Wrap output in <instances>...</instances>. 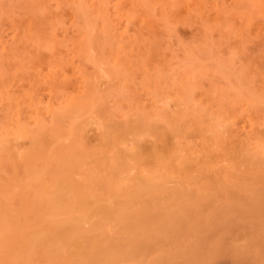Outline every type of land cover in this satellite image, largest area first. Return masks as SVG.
Instances as JSON below:
<instances>
[{
    "label": "bare ground",
    "instance_id": "bare-ground-1",
    "mask_svg": "<svg viewBox=\"0 0 264 264\" xmlns=\"http://www.w3.org/2000/svg\"><path fill=\"white\" fill-rule=\"evenodd\" d=\"M237 1L243 8L246 0ZM248 1L264 20V0ZM183 2L188 6L187 15L194 10L196 15H191L206 17L207 14H202L207 2L209 5L206 0H130L127 3L123 0H0V25L5 21L3 25L14 31L8 45L7 40L3 39L4 34L7 36L6 32L3 34L0 30V205L4 206L1 212L4 225H0V229H3L0 230V264H209L218 250L216 246L227 247L236 238L247 234L244 228L249 223L251 226L254 222H264L262 201V204L257 202L254 207L249 200L250 196H260V190L256 191L257 194L252 192L254 195L250 191L252 195L248 199L244 197L250 193L245 192L248 190L243 183L245 180L239 182L241 172L239 180L236 179L239 177L234 176L238 183L230 175L236 172L233 175L237 176L239 172L233 171L236 168L233 162L235 157L228 152V144L225 143L227 138L230 140L234 137L238 139L240 145L236 143L239 147L242 146L241 151H244L243 147L253 145V155L257 159L264 157V133L257 134L255 130L259 123L254 119V112H248L251 106L254 110L257 104H264V84L253 98L249 96L250 93L244 97L240 92L244 90L233 86L237 91L232 89V92L220 95V100L213 103L211 99L204 98L205 94L197 92L196 74H191V77L185 76L176 84L180 87H176V92L172 94L169 91L172 100L166 99L169 98L166 95V98L158 97L160 80L157 82L155 79H160V72L168 59L162 57L157 47L160 28L153 25L154 11L151 10L161 7L164 13L163 25L168 27L171 22H179L180 17L186 14L179 9ZM221 11H216L211 20L208 15L203 18L204 21L212 22L210 29H214L212 32L219 39L217 45L232 41L225 46L229 58L233 60L242 47L244 29L240 27L244 25L235 30L237 25L233 27L234 23L226 24L228 28L225 27L222 20L227 14L223 16ZM123 17H126L128 23L134 24L132 29L124 24V29L121 27L122 30H119ZM230 31H234L232 40L229 39ZM102 44L111 46L106 56L110 69L106 71H103L99 62L104 52ZM226 48H223L224 51ZM102 76L105 79L101 80ZM103 84L105 89L108 86L106 92L99 89ZM138 85L139 89L146 92L140 93L142 96L138 94ZM126 90L129 94L125 98L130 102L125 101L128 110L119 113V116L124 117V122H128L125 134L122 133L121 146L132 150L135 156L132 155L133 159H136L132 162L137 164L135 166L130 163L129 159L126 162L129 161L130 165H126L128 170L136 167L135 170L143 174L142 183H138L140 178L132 180L134 175L137 176L134 169L130 177L127 168L116 167L120 165L118 157L121 156L116 157L119 163L115 164L111 161L114 154L110 155L112 159L109 163L104 161L106 166L111 163V168H105L107 171L103 169V161L94 162V158L91 161L88 159L87 163H79V159L75 165H65L62 160L65 165L63 168L59 161L61 159L58 157V160L56 155L55 158L63 168L62 171L57 168L60 173H55L56 178L52 177L51 171L56 161L48 166L52 173H44L45 165L50 160L46 154L51 153V148L42 157H39L37 149V152L22 149L25 139L36 135L39 137L45 133L42 130L49 132L48 126L52 127L50 130H55L68 125L67 129H63L68 132L65 133L67 138L65 134L62 135L67 142L69 139L75 141L74 138L81 135L79 133L83 134L80 131L86 129L89 120L93 119L90 122L96 130V138L93 137L98 142V152L107 154L112 148L109 144L114 141L110 140L115 137H112L113 131L109 130L111 126L108 127L105 122L106 112L102 110L105 106L102 108L101 104H106L103 102L106 97L112 98L116 94L114 98L117 99L115 92L124 93ZM169 93L167 95L171 97ZM170 100L174 109L168 110L166 107H169ZM190 101L195 103V107H191ZM239 102H243V105L246 102V110ZM117 103L118 100H114L111 105ZM238 104L243 109L239 110ZM244 112L250 114L247 116L249 118ZM141 118L143 123L145 119L146 122L149 120V127L143 125L146 126L145 130L140 129L142 122L138 121ZM156 122H159L158 126ZM154 123L159 127L158 130ZM82 125L83 128H80ZM180 127L186 129V132L193 128L197 130L196 136L201 139L199 149L193 148L191 144L189 146V143L184 142L185 139L177 138L180 136ZM63 130L60 132L63 133ZM47 134L49 136L51 132ZM241 135H245V138H236ZM81 136L76 139L82 141L80 138L85 135ZM107 137L110 139H107L110 142L107 144L109 148L105 147ZM120 137L115 140L119 141ZM116 141L111 146H118L120 141ZM38 143L43 144L42 141ZM246 148V151L250 149ZM64 154L62 158L66 156ZM106 154V157H110ZM91 162L92 166L88 167ZM250 172L247 173L249 177L245 173L242 175L245 178L253 175L254 182L257 175H260ZM262 176L260 178H264ZM128 179L136 180V183H130V186L125 184ZM167 181L175 184L173 189L168 188ZM232 189L236 191L230 192ZM241 195L248 200L247 209L242 205L245 201ZM10 199L19 204V211L7 205ZM259 205L263 211L259 212L262 215L257 216L253 210L261 209ZM183 210L185 214H182ZM160 213L161 217L158 216ZM204 222L208 232L200 237L202 231L199 226ZM225 229L233 236H230L232 240L229 242L226 234L229 243L223 241L225 237L221 231L225 232ZM261 232L248 233L253 239L247 244L235 245V248L231 246L234 251L232 255L237 258L250 253V250L259 254L263 252L264 235L262 233L261 237ZM190 239H194L191 244ZM256 259L260 261V257Z\"/></svg>",
    "mask_w": 264,
    "mask_h": 264
},
{
    "label": "rangeland",
    "instance_id": "rangeland-1",
    "mask_svg": "<svg viewBox=\"0 0 264 264\" xmlns=\"http://www.w3.org/2000/svg\"><path fill=\"white\" fill-rule=\"evenodd\" d=\"M24 1V0H23ZM125 3H127V1H130V0H123ZM207 1H209V5H208V2ZM251 0H249L248 2H250ZM206 2H207V4L206 5H208V6H210V7H208V6H206L205 5V10H203V12L204 13H202L203 15H208V17H209V19L210 18H212L213 17V15H215V12L216 11H221V13H223V16L224 15H226L225 16V18H223L224 20H222V22H225V27L227 26V25H232L233 23V27L235 26V25H237V27L235 26L234 27V30H235V28H238V27H240L241 25H244V26H241L240 28H242V30H243V36H242V38H243V41H242V43H241V45H242V47L239 49V52L237 53V56H236V58L235 59H233V60H231L229 57V55L227 54V48H226V46H225V44L226 45H228L229 43H232V41L231 42H229L228 41V39L226 40V41H228L229 43H222V45H217V44H219L218 43V40L219 39H217V35H215L216 33L215 32H212L214 29H210L211 28V21L210 22H207L206 20L204 21V18L203 17H205V16H203V17H198V16H194V15H196V13L194 12V10H191V11H193V13H195L194 15H191V14H193V13H191V14H188L187 15V13L188 12H186V7H188L184 2V4H181L182 6H183V9H185V10H183L182 9V6L181 7H179V9L183 12V11H185V12H183V13H186L185 15H187V16H185L183 13H181V14H183L184 15V17H186L185 18V20H184V17H183V15H182V17H180V19H181V21H180V19H179V22H176V23H170L169 24V26L167 27V26H164L163 24H164V18H162V16L164 17V13L163 12H161V11H163V9L161 8V7H155L156 8V10H151L152 12L154 11L155 12V14H154V12H153V21H152V23H153V25L154 26H156L157 28H160L159 29V32H160V36H159V39H158V49H159V52L161 51V55H162V57L163 58H166V59H168V61L170 62L169 64H168V61L166 60V59H164L165 61H167L166 62V65H165V67L163 68V71H161L160 73H162V75H161V77H160V79L159 78H156L155 80L158 82V80H160L158 83H159V88L160 89H158V97H160V98H162L163 96L165 97V95H166V97H169V98H166V99H171L172 100V95L170 94L171 92H172V94L174 93V92H176V90L178 89V88H180V87H177V86H179V85H176V84H178L179 83V81L182 79V78H184L185 76H189L190 75V77L193 75H195V78H197L196 80H195V82L196 83H198V84H196V89H197V92L199 93V92H202L203 94H205L204 95V98H206L207 100L208 99H211L212 101H213V103H214V101L215 102H217L218 100H220V95L222 96V94L223 95H226V94H224V93H229V92H232L231 90L232 89H234V90H236V88H233V86H239V87H237V89L238 90H244V92H246V93H244L243 91H240V92H242L243 94H244V97H245V94H249L250 93V97L251 98H253V96L255 95V94H257L256 92H257V90H258V88L259 87H261V85L262 84H264V20L262 19L263 17L259 14V12L257 11V9H256V7H254L252 4H251V2H250V4L249 3H247V0H246V3H244L243 4V8H242V4H241V6L240 5H238V1L236 0L235 2L232 0H206ZM205 2V3H206ZM214 2V3H213ZM252 2H253V0H252ZM229 3V4H228ZM233 3V4H232ZM204 4V3H203ZM214 4H216L217 6L215 7V5ZM232 5V6H231ZM238 5V6H237ZM185 6V7H184ZM192 6V5H191ZM191 6H189V7H191ZM204 6V5H203ZM214 6V7H213ZM222 6V7H221ZM153 6H151L150 8H152ZM207 7V8H206ZM213 9H212V8ZM236 7H238V8H236ZM241 7V8H240ZM160 8H161V10H160ZM204 8V7H203ZM202 8V9H203ZM217 8H218V10H217ZM206 9H207V13H206ZM211 11H210V10ZM216 9V10H215ZM228 11H227V10ZM244 9V10H243ZM158 10V11H157ZM209 10V11H208ZM214 10V12H212ZM190 11V12H191ZM226 11V12H225ZM244 11V12H243ZM210 13V14H209ZM158 14V15H157ZM198 14V13H197ZM240 14V15H239ZM243 14V15H242ZM154 15H155V17H154ZM207 15H206V17H207ZM156 16H158V17H156ZM200 16V15H199ZM222 16V15H221ZM261 16V17H260ZM205 17V18H206ZM154 18L156 19V20H154ZM159 18V19H158ZM226 19V20H225ZM241 19V20H240ZM211 20V19H210ZM157 22V24H156V22ZM123 22V23H122ZM122 22H121V24H122V26H120V28H119V30H122V28L124 27V24L125 25H127V27L129 28V29H132V26L134 27V24H132V23H128V20L126 19V17H123V19H122ZM205 23V24H204ZM207 23V24H206ZM239 23V24H238ZM5 25V21L0 25V30H2V32H3V34H4V32H6V35L7 36H5V34L3 35V39H4V41H6L7 40V44L9 45L11 42V37L10 36H12V34H13V32L14 31H10V29L8 28V27H6V26H4ZM227 24V25H226ZM162 25V26H161ZM175 27H174V26ZM208 26V27H207ZM3 27H4V29H3ZM122 27V28H121ZM244 27V28H243ZM7 28L9 29V30H7ZM72 28V27H71ZM174 28V29H173ZM227 28H228V26H227ZM227 28H225V29H227ZM124 29V28H123ZM164 29V30H163ZM4 30V31H3ZM6 30V31H5ZM163 30V31H162ZM169 30V31H168ZM207 30V31H206ZM76 32V31H75ZM132 32V30H130V33ZM209 32V33H208ZM234 31H230V40H232L234 37H232L233 36V33ZM11 33V34H10ZM208 33V34H207ZM211 34V35H210ZM214 37H213V36ZM10 37V38H9ZM212 37V38H211ZM216 40H217V42H216ZM96 43H97V41H96ZM99 43V42H98ZM97 43V45H99ZM221 44V43H220ZM225 46V47H224ZM98 47V46H97ZM101 47H103L102 49H104V52H103V55H102V57L100 58L101 59V61L99 60V62H100V65L102 66V68H103V71L105 70H109L110 68H108L109 66H108V64H107V62H106V56H107V54H108V52H109V50H110V47L111 46H109L108 44H102V46ZM100 46H99V48H101ZM218 47V48H217ZM99 48H96L97 50L99 49ZM223 48H226L225 50L226 51H224V49ZM243 49V50H242ZM191 50V51H190ZM218 50V51H217ZM190 54H189V53ZM223 52H225V53H223ZM186 53V54H185ZM188 53V54H187ZM103 60H105V62H106V64H104L105 62L103 61ZM233 62V63H231V62ZM103 62V63H102ZM221 62V63H220ZM168 64V65H167ZM6 65V64H5ZM104 66V67H103ZM105 66H106V68H105ZM108 68V69H107ZM92 71V70H91ZM192 74V75H191ZM158 75V74H157ZM198 75V76H197ZM197 76V77H196ZM103 77V76H102ZM158 77H159V75H158ZM103 79H105L104 77L103 78H101V80H103ZM136 80V79H135ZM138 80V79H137ZM135 83H138V82H135ZM104 85L105 84H103V85H101L100 87H99V89L100 90H102L103 92H106L107 91V85H106V89L104 88ZM136 85L137 84H135V87H136ZM140 85V84H139ZM138 85V87H137V90H138V94L140 95V96H142L140 93H143L144 92V94L146 93L144 90L142 91V88L141 89H139V86ZM243 86V87H242ZM176 87H177V89H176ZM241 87V88H240ZM102 88H104V89H102ZM168 88H169V90H168ZM231 88V89H230ZM242 88H244V89H242ZM166 90H168V93H169V91H171L170 93H169V95H171V97L170 96H168L167 94H166ZM233 90V92L234 93H236L235 91ZM142 91V92H141ZM237 91V90H236ZM119 92V91H118ZM118 92H115V93H117V99H115L114 98V96L116 95V94H114V91H113V96H111L112 98H109L108 97V99H107V97L105 98V99H103L102 101L103 102H105L106 104L104 105V103H103V105L101 104V106H102V108L104 107V109H102V110H105V115H106V124H107V126L108 127H110L111 126V129H109L108 127H105V129H109V130H111V131H113V135H112V137L114 138L115 137V139H117V138H119L120 137V135L122 136V138L121 139H119V141H120V143L118 144V146L116 145V147H114V145L113 146H111L112 145V143L114 142V141H116L115 139H112V140H110L112 137H110V136H108L110 139H108V137L106 138V142H105V147L107 148L108 147V143H110L108 140H110V141H113L112 143H111V145L109 144V147H114V150L111 148V150L113 151V153H111V150L109 149V151H107V156H112V154H114L112 157L114 158V159H112V157L110 156V157H106L105 156V154H103L102 155V153L100 154L98 151H99V148H97L96 147V145L98 144V142H96V130H95V127H92L93 126V124L90 122V121H93V119H88L89 120V122L91 123V124H89V122L87 123L88 125V127L86 128V129H83V130H81L80 132H82L83 131V134L82 133H79V134H81L82 136L83 135H85V136H83L84 138H80V139H82V141L81 140H77V139H79V137L81 136V135H78V137L76 136V138H74L75 139V141H70V139L68 140L69 142H67L66 140H65V137H64V135H62V134H65V133H67L68 134V132L65 130H63V129H65L66 127L68 128V125H65V123L67 124V122H65L64 123V125H65V128L63 127V129H53L54 130V134H53V130H50V129H52V127L51 128H49L50 126H48V128L47 129H49V132H48V130L47 131H43L42 130V132L44 133V134H40V133H38L37 132V134H40V136L39 137H41L40 138V140H39V137H38V135H36V136H34V138H29L28 140L27 139H25L24 140V146L22 147V149L24 150V148H25V151H27V149H29L28 151H36L37 152V150H38V152L37 153H39V157H42L43 155L45 156V153H47V152H49L50 151V148H51V153L49 152L48 154H46V156H47V158H48V156H49V158L48 159H50V160H48L49 161V164H46L45 165V169L43 168V170H45V174H48V175H50L52 172L54 173V175H53V173H52V177H56V175L57 174H55L56 172H57V168H58V171H62V169L63 168H65V165H71L72 163L74 164H77L78 163V160H79V163H83V161H85L84 163H87V162H89V160L91 161L93 158V160L92 161H94V162H96L97 160V162H102V164L103 165H105L104 167H103V169L105 170V168L107 167V168H109L111 165V163L110 164H108L107 166H106V164L107 163H109L108 161L110 160V158L112 159L111 161L114 163V162H116L115 164H117V162L119 163V161H120V165H117L116 167H118L119 169L120 168H124V169H126V171L128 170V167H127V165L126 164H128V165H130V163H133L134 164V162H135V160L136 159H133L135 156L133 155V152H131L132 150H128V149H125V148H122V144H121V141H122V139H123V135L125 134V129H127L125 126L128 124V122H124V117H122V116H119V113H121V112H126V110H128V107L127 106H125V104L124 103H126V102H130L129 100H128V98L126 99L125 97H128L127 95L129 94V91L127 92V90L124 92V93H126L125 94V96H124V93H123V91H120L119 93ZM122 92V93H121ZM160 93V94H159ZM162 93V94H161ZM165 93V94H164ZM239 93V92H238ZM242 93H241V95H242ZM252 93V94H251ZM120 96H119V95ZM237 94V93H236ZM240 94V93H239ZM122 95H123V97H122ZM145 96V95H144ZM143 96V97H144ZM248 96V97H249ZM121 97L122 98H125V100H123V99H121ZM142 97V98H143ZM249 97V98H250ZM121 100H120V99ZM219 98V99H218ZM111 99V100H110ZM129 99L131 100V98H130V96H129ZM248 99V98H247ZM106 100V101H105ZM108 100V101H107ZM110 100V101H109ZM115 100V102H117V100H118V103L116 104V105H111L112 104V102ZM170 100V104H169V107H166V108H168V110H169V108H171V109H174V108H172L171 107V104L173 103L172 101ZM245 100H246V98H245ZM244 100V101H245ZM120 101V102H119ZM126 101V102H125ZM172 102V103H171ZM191 102V107L193 108V107H195V103L193 102V101H190ZM122 103V104H121ZM194 103V104H193ZM243 103V102H242ZM241 102H239V104L240 105H242L243 106V108L245 109L246 108V102H245V104L243 105ZM114 104V103H113ZM238 104V109L239 110H241V109H243V108H240V107H242V106H240ZM111 105V106H110ZM117 105H121L120 107L119 106H117ZM109 106V107H108ZM125 106V107H124ZM240 106V107H239ZM256 106H259V104H257ZM254 107V110H252V106H251V108H248L247 110H248V112L250 111V113H252L253 114V112H254V114H253V116L254 117H256V118H254V117H250V118H254V119H256L255 121H258V122H256V123H259L258 125H259V129L256 127V129L257 130H255V131H257V134L258 133H264L263 132V130H264V104L263 105H261V106H259L260 107V109H259V107L257 108V107ZM121 107H123V108H121ZM127 107V108H126ZM263 107V108H262ZM114 108H117L115 111H114ZM126 108V109H125ZM177 108V107H176ZM257 108V109H256ZM170 109V110H171ZM212 109L213 110H215L214 109V106L212 107ZM111 110V111H110ZM118 110V111H117ZM120 110V111H119ZM124 110V111H123ZM164 110H166V109H164ZM246 110V109H245ZM244 110V111H245ZM263 110V111H262ZM246 112V111H245ZM244 112V114H245V116L247 117V116H250V114L247 112V114ZM259 112V113H258ZM256 113V114H255ZM103 115H104V111H103V113H102ZM249 114V115H248ZM251 114V115H252ZM113 116V117H112ZM258 116V117H257ZM103 117V116H102ZM245 117V118H246ZM247 118H249V117H247ZM261 118H263V119H261ZM143 118H141L139 121H138V123L139 122H142V124H141V126H140V124H139V126L141 127L140 129H143V130H145L146 128V126H143V125H147L148 126V121L146 122L145 120H147V119H145L144 120V123H143ZM261 121V122H260ZM104 122V123H105ZM146 122V123H145ZM151 122V121H150ZM152 122H153V120H152ZM148 123V124H147ZM263 123V124H262ZM62 124H63V122H62ZM62 124H60V127H61V125ZM105 124V125H106ZM151 124V123H150ZM157 124H159V122H156V125ZM161 122H160V125L159 126H161ZM90 125H91V127H90ZM104 125V126H105ZM110 125V126H109ZM152 125V124H151ZM153 125H155V123L153 124ZM156 125L154 126V127H156ZM257 125V124H256ZM255 125V126H256ZM257 125V126H258ZM95 126V125H94ZM143 126V127H142ZM150 126V125H149ZM148 126V127H149ZM158 126V125H157ZM163 126V125H162ZM57 127V126H56ZM147 127V128H148ZM54 128V127H53ZM59 128V127H58ZM66 128V129H67ZM80 128H83V125L80 127ZM85 128V127H84ZM94 128V129H93ZM157 128V130L159 129V127H156ZM107 129V130H108ZM179 130H180V132H181V134H180V132H179V135L180 136H178L177 138L179 139V137L180 138H183V139H185V143L187 142V143H189V146H190V144H191V146L193 147V148H198L199 149V146L201 145V139L198 137V136H196L197 135V130L196 129H191V130H189V132H186V129H184V128H182V127H180V128H178ZM60 130H63V133H61L60 132ZM85 130V131H84ZM94 130V131H93ZM108 130V131H109ZM194 130H196V132L194 131ZM262 130V131H261ZM69 131V130H68ZM110 131V132H111ZM161 131V130H160ZM162 131H163V128H162ZM254 131V132H255ZM51 132V134L48 136V134L47 133H50ZM109 132V133H110ZM55 133H58V135L57 134H55ZM122 133H123V135H122ZM170 133V132H169ZM168 133V134H169ZM256 133V132H255ZM47 134V135H46ZM56 135L54 138L52 137L53 135ZM62 135V136H60V135ZM67 134H65V136H66V138H67ZM111 134H112V132H111ZM111 134H109V135H111ZM205 134H207V135H209V132H206ZM227 134V133H226ZM46 137H45V136ZM77 135V134H76ZM93 135H94V137H93ZM43 136V137H42ZM81 136V137H82ZM226 136V135H225ZM224 136V137H225ZM57 137V138H56ZM188 137V138H187ZM240 137L241 138H245V135H241V136H236V138H239L240 139ZM50 138H51V140H50ZM53 138V139H52ZM63 138V139H62ZM176 138V139H177ZM187 138V139H186ZM226 138H227V136H226ZM232 139L234 138V137H231ZM55 139V140H54ZM59 139H61V141L59 140ZM71 139H73V138H71ZM73 139V140H74ZM108 139V140H107ZM183 139H180V140H182V142H183ZM229 138H227V140H226V144H228L227 145V147H226V149H228V152H231L232 153V156H234L235 157V159H234V166L236 167L233 171H237V176L236 175H233V174H236V172L235 173H233V174H230V175H232L233 176V179H235L234 178V176L235 177H239L238 175L239 174H243L244 175V173L247 175V177H249L248 176V172L249 171H251V172H254V173H256V174H258L259 173V175L260 176H258L257 175V177L258 178H260L262 175L264 176V157L262 158H258L257 159V157H255V155H253V153H252V149H251V147L253 146V145H250L251 147H247V148H250L249 150L247 149V151L245 150V148L243 147V149H244V151L242 150L241 151V147H239V143H238V139L237 140H235V139H233L235 142L233 143V141H232V139H230V140H228ZM33 140V141H32ZM47 140H49V141H47ZM77 140V141H76ZM85 140V141H84ZM179 140V141H180ZM38 141L39 142H41L42 141V145H43V147H42V145L41 144H39L38 143ZM45 141V142H44ZM53 141V142H52ZM56 141V144H54V142ZM62 141H64V143L62 142ZM66 141V142H65ZM108 141V142H107ZM118 140L116 141V142H119ZM229 141H230V143H229ZM28 142H29V144H28ZM36 142V143H35ZM73 142V143H72ZM78 142V143H77ZM182 142H180L181 143V145H182ZM239 144H237V143ZM34 143V144H33ZM51 143V144H50ZM97 143V144H96ZM28 144V145H27ZM52 144H54V145H52ZM114 144H116L115 142H114ZM230 144V145H229ZM31 145H34V148H33V146L31 147ZM49 145V146H48ZM51 145H52V147H51ZM60 145V146H59ZM122 145V146H121ZM184 145V144H183ZM188 145V144H187ZM29 146V147H28ZM40 146V147H39ZM47 147V148H46ZM48 147H49V149H48ZM99 147V146H98ZM108 147V148H109ZM117 147L118 148H120V149H117ZM254 147V146H253ZM252 147V148H253ZM38 148H40V149H38ZM47 150H46V149ZM56 148V149H55ZM59 148V149H58ZM61 148V149H60ZM63 148V149H62ZM33 149H35V150H33ZM37 149V150H36ZM58 149V151L60 150V152H58V151H56ZM65 149V150H64ZM42 150V151H41ZM45 152H44V151ZM54 150V151H53ZM63 150H64V152H65V154H64V156L65 157H63L62 158V155H63ZM108 150V149H107ZM125 150V151H124ZM41 151V152H40ZM127 151V152H126ZM227 151V150H226ZM253 151H255V147L253 148ZM53 152V153H52ZM115 152V153H114ZM130 152V153H129ZM41 153H42V155H41ZM56 153V154H55ZM68 155H67V154ZM109 153V154H108ZM111 153V154H110ZM132 153V154H131ZM231 153H230V155H231ZM250 153H252V154H250ZM53 154V155H52ZM80 154V155H79ZM89 154H91V156H89ZM131 154V155H130ZM229 154V153H228ZM56 155H58V156H56ZM123 155V156H122ZM126 155V156H125ZM129 155L130 156H132V159H131V157H129ZM55 156L57 157V159H58V157L61 159V160H59L60 161V165H62V167L59 165V161L55 158ZM74 156V157H73ZM100 156H102V159H101V157ZM118 156H121V157H118ZM128 156V157H127ZM252 156H254V157H252ZM66 157H68V158H66ZM71 157V158H70ZM104 157H105V159H104ZM116 157H118L119 158V161H116ZM128 158V159H126V158ZM77 158V159H76ZM86 158V159H85ZM92 158V159H91ZM108 158V159H107ZM120 158H121V160H120ZM122 158H125L124 160L122 159ZM251 158V159H250ZM256 160H255V159ZM68 159H70L69 161H68ZM75 159H76V161H75ZM89 159V160H88ZM104 159V160H103ZM130 159V160H129ZM62 160H63V162L65 163V165H64V163L62 162ZM118 160V159H117ZM126 160H129V161H131L130 163H129V161L128 162H126ZM254 160V161H253ZM260 160V161H259ZM52 161V162H51ZM56 161V162H55ZM67 161V162H66ZM87 161V162H86ZM104 161H106L107 163L105 164V162ZM132 161H134V162H132ZM53 162H55V164H54V166L52 167V169H51V167H48V166H50V165H52L53 164ZM124 163L125 162V164H121V163ZM63 163V164H62ZM67 163V164H66ZM74 164V165H75ZM92 164H93V162H91V165L89 164V165H87L88 167L89 166H92ZM137 164V163H136ZM136 164H134L135 166H136ZM110 165V166H109ZM114 165V164H113ZM112 165V166H113ZM120 166H123V167H120ZM125 166V167H124ZM133 166V165H132ZM69 167V166H68ZM138 167V166H137ZM106 168V169H107ZM111 168V167H110ZM135 168L136 167H133L132 169H134L135 170ZM48 169H51V171H49ZM55 169V171H53ZM132 169H129L128 171V174L130 173V172H132L133 170ZM138 169V168H137ZM108 170V169H107ZM107 170H105V171H107ZM133 172H135L136 173V177H135V175H134V177L132 178V180H134V179H136V178H140V182H138V183H142L141 181H142V179H143V174L141 175V173H140V171L138 172L137 170H135V171H133ZM132 172V174H134ZM241 172V173H240ZM250 172V173H251ZM57 173H60V172H57ZM140 173V174H139ZM250 173H249V175H250ZM44 174V175H45ZM131 174V173H130ZM130 175V177L131 176H133V175ZM140 176H139V175ZM240 175V176H242L243 177V179H242V177H241V179H240V177L239 178H236L237 180H239L240 179V181L239 182H241V180L243 181V180H245L243 183L244 184H246L245 186H247V189L248 190H244L245 192H249L250 193V191H251V193L252 192H255L256 193V191H258L259 192V190H260V196H257V195H255V196H250V195H254V193H250V194H246V195H248V196H245L244 195V197H246V199H248L249 198V196H250V199L249 200H251L250 202H251V204H252V206H254L255 207V204H257V202H260L261 203V201H262V203H263V205H264V184H262V183H264V178H260V179H258V178H256L259 182L257 183V181L255 182V180H254V182L252 181L253 180V178H252V176L253 175H251L250 176V178H245L243 175ZM253 174V173H252ZM262 174V175H261ZM48 175H45L47 178H48ZM255 175V174H254ZM74 175H72V177H73ZM129 176V175H128ZM232 176H230V178L232 177ZM262 176V177H263ZM77 176H75V178H76ZM256 177V176H255ZM57 178V177H56ZM59 178V177H58ZM60 178H62V177H60ZM245 178V179H244ZM77 179V178H76ZM234 180L235 182L237 181V180ZM263 180V182L261 183L260 182V180ZM129 180V179H128ZM132 180H129V181H125L126 183L125 184H129V186H130V183L132 184V183H136V180L135 181H132ZM170 180H173V179H170ZM64 181V180H63ZM129 182V183H128ZM62 183V182H61ZM237 183H238V181H237ZM252 183V184H251ZM62 184H65L64 182L62 183ZM167 184H169L168 185V188L170 187V188H172L173 189V185H175L172 181L171 182H169V181H167ZM240 184V183H239ZM242 184V183H241ZM240 184V185H241ZM262 184V185H261ZM167 186V185H166ZM190 187H192V185H189ZM248 186H250V188H248ZM244 187V186H243ZM169 188V189H170ZM246 189V188H245ZM257 189V190H256ZM171 190V189H170ZM253 190H255V191H253ZM235 192L236 190L235 189H232L230 192ZM232 192V193H233ZM231 194V193H230ZM236 194V193H235ZM235 194H233V195H235ZM242 194V193H241ZM243 194H245V193H243ZM257 194V193H256ZM232 195V196H233ZM259 195V194H258ZM242 196V195H241ZM233 197H236V196H233ZM243 197V196H242ZM242 197H240V199L242 198ZM244 197H243V199H244ZM146 198V197H145ZM246 199H244V204H242L243 206H244V209H247V205L249 204L247 201H246ZM241 201L243 202V200L241 199ZM260 203H258V204H260ZM261 203V204H262ZM260 204V205H261ZM7 205H11V206H13L14 207V209L15 210H17V211H19V209H20V207H19V204L18 203H15V202H13V200L12 199H10L9 201H8V203H7ZM241 205V206H242ZM259 205V207L261 208V206ZM258 207V206H257ZM3 208H4V206H1L0 205V225H4V221H2V217H3V213H1L2 212V210H3ZM258 209V211L257 210H253V212L255 211V213H256V215L258 216V214H259V216L260 215H262L261 213H259L260 211H263V209L261 208V209H259V208H257ZM182 211V210H181ZM184 212L182 213V214H185L186 213V211L185 210H183ZM248 212V211H247ZM258 212V213H257ZM250 213V212H249ZM2 215V216H1ZM158 215V214H157ZM161 215V213L158 215V216H160ZM163 215V214H162ZM221 216H223V215H220L219 217H221ZM161 217V216H160ZM262 217V216H261ZM264 217V216H263ZM2 223V224H1ZM257 223V224H256ZM263 223L264 222H262V223H258V222H254V224L253 225H251L250 226V223L248 224V227H246V228H244V233H247L246 235H244L243 237H240L239 239H237L236 237H237V235H236V241H233V242H231V241H229V240H232L231 238H230V236L231 237H233L232 235H231V233H229V232H227V230L225 229V232H223V231H221V233L223 234L222 236L223 237H225V239H223V241L225 240H227L228 238H226L227 236L229 237V239H228V241L229 242H231V243H229L228 241H226V242H228L229 244V246H227V247H222L221 245H218V246H220L219 248L216 246V249H218L216 252H215V255L212 257V259H210L209 260V264H262V262H264V250H262L263 252H260V254L259 253H257V252H255V251H249L250 253H246L243 257H237V258H235V256L234 255H232V253L234 252L233 250H232V248H231V246L232 247H234L235 245L238 247V246H240L242 243H246L247 244V242H250V240H252L253 239V236L251 237L250 235H248V233H252V232H254V233H256V231L257 232H261V229L263 230L261 233H259V235L262 237V235H264V225H263ZM2 225V226H3ZM261 225V226H260ZM1 226V227H2ZM263 226V227H262ZM0 227V228H1ZM207 224L204 222V223H202V224H200V226H199V228L201 229V233H200V237H202V236H205L206 234H207V232H208V229H207ZM249 227H251L252 229H250ZM260 227V228H259ZM262 227V228H261ZM249 229V230H248ZM1 230V229H0ZM3 230V229H2ZM1 230V231H2ZM243 232V231H242ZM225 233V234H224ZM263 233V234H262ZM226 234H227V236H226ZM262 234V235H261ZM222 237V238H223ZM263 239H264V236L262 237ZM191 241H190V243L189 244H191V243H193V240L194 239H190ZM264 244V243H263ZM262 244V245H263ZM261 246V245H260ZM264 246V245H263ZM53 246H51L50 248H52ZM222 247V248H221ZM230 247V248H229ZM227 248V249H226ZM229 248V249H228ZM235 248V247H234ZM223 249H224V251H223ZM226 249V250H225ZM262 249V247H260V250ZM264 249V248H263ZM219 251V252H218ZM230 251V252H229ZM233 251V252H232ZM234 254V253H233ZM190 255V254H189ZM207 257V256H206ZM245 257V258H244ZM260 257V261H259V259L257 260L256 258H259ZM263 257V258H262ZM262 258V259H261ZM256 259V260H255ZM241 261V262H240ZM260 262V263H259Z\"/></svg>",
    "mask_w": 264,
    "mask_h": 264
}]
</instances>
